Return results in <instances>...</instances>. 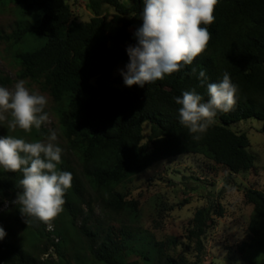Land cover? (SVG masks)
Segmentation results:
<instances>
[{
  "label": "trees",
  "instance_id": "obj_1",
  "mask_svg": "<svg viewBox=\"0 0 264 264\" xmlns=\"http://www.w3.org/2000/svg\"><path fill=\"white\" fill-rule=\"evenodd\" d=\"M88 1L95 16L84 22L66 0H0L3 8L15 4L19 16L16 29L2 36L20 65L17 79L33 81L50 94L67 150L79 166L65 156L57 165L72 173L73 180L65 190L60 218L53 220L61 223L53 224L54 231L36 225L38 220L26 223L20 204L0 212V228L6 233L0 239V264H142L131 260L134 254L143 264H200L206 234L215 224L209 209L197 210L188 230L196 253L192 262L186 256H172L164 242L147 238L135 226L140 222L138 202L119 187L155 164L183 155L205 157L225 168L228 179L256 167V157L248 152V135L233 126L257 119L263 122L264 133V0H219L214 22L202 25L211 40L191 65L143 87L128 88H120L124 78L114 74L130 62L127 48L137 44L134 33L143 24L144 0ZM105 6L115 13L104 14ZM38 40L42 43L33 46ZM201 70L207 76L203 84L198 78ZM225 72L238 86L236 104L228 112L218 110L215 123L204 133H190L180 122L181 106L174 97L195 90L207 102V85L219 83ZM1 81L13 83L0 72ZM34 133L37 138L42 135L41 130ZM194 135L201 139L194 140ZM24 136L18 133L13 138ZM22 178V172L0 166V208L22 191ZM91 193L105 213L122 218L120 227L95 222ZM245 199L253 212L248 240L239 252L246 264H264V191L247 189ZM62 215L76 228L80 247L73 262L68 252L73 232L64 227ZM52 249L56 257L45 258Z\"/></svg>",
  "mask_w": 264,
  "mask_h": 264
},
{
  "label": "rangeland",
  "instance_id": "obj_2",
  "mask_svg": "<svg viewBox=\"0 0 264 264\" xmlns=\"http://www.w3.org/2000/svg\"><path fill=\"white\" fill-rule=\"evenodd\" d=\"M66 2L71 5L75 16L80 21L88 22L95 16L89 8L88 0H66ZM103 13L112 15L115 10L105 6ZM18 20L15 4L0 7V72L2 76L9 77L13 81L12 84L1 81L0 86L10 91L14 90L15 84L19 81L17 76L21 68L15 59L13 48L2 39V36L12 33L18 25ZM41 43L38 40L33 43V46H39ZM122 71L126 72V66H119L114 75L119 76ZM25 82V86L31 93L46 97L47 104L44 112L49 118L40 129L33 127L30 132H25L19 127L9 128L8 121L11 120V113L5 112L3 115L6 119L0 121V138L15 137L19 133L25 135L26 142H48V137L54 130L57 140L53 143L61 147V157H68L75 167H79L76 157L67 150V142L52 97L43 91L39 84L30 80ZM118 86L132 87L127 86L124 81ZM149 127V124L145 125L146 136L149 134ZM233 128L246 133L250 139L251 147L248 152L256 157V167L252 171L228 179V171L225 168L216 166L205 157L183 155L157 163L119 187L121 192L128 194V199L138 202L140 222L135 226L142 229L147 238L164 242L167 252L176 258L186 256L190 261H195L194 246L187 239L188 230L192 227L196 211L207 208L211 211L215 224L206 234V252L200 264H246L239 252V247L248 240V225L253 206L246 202L245 191L247 189L264 191L263 122L250 119L235 124ZM39 130L42 131V135L37 138L34 132ZM90 198L96 207L93 217L95 222L102 223L103 226L120 227L119 220L122 218L105 213L92 193ZM16 199L17 197L12 201L9 199L3 201L0 212L11 210L14 205H18L19 203L15 202ZM58 216L60 218V214ZM30 220L36 219L30 218ZM61 220L65 224L64 227L73 232L68 247L73 262L75 253L80 247L74 235L76 228L69 226V218L66 215L61 217ZM126 223L131 224L129 220H126ZM40 224L48 226L44 222H36V225ZM50 224L58 227L61 223L51 221ZM131 260H139L143 264L142 258L137 254L131 256Z\"/></svg>",
  "mask_w": 264,
  "mask_h": 264
},
{
  "label": "clouds",
  "instance_id": "obj_3",
  "mask_svg": "<svg viewBox=\"0 0 264 264\" xmlns=\"http://www.w3.org/2000/svg\"><path fill=\"white\" fill-rule=\"evenodd\" d=\"M219 0H144L141 13L142 26L134 33L137 44L129 46L127 53L130 62L127 71L121 75L127 86L143 87L149 82L162 79L165 74L181 70L191 65L201 55L211 40L207 27L214 20V10ZM196 68L192 69V74ZM201 84L207 80L206 72L201 70ZM19 80L14 90L0 86V121L5 112L11 113L8 127H19L30 132L33 127L40 129L48 120L44 112L47 99L34 94ZM238 86L233 84L229 73L225 72L219 83H209L207 92L210 99L195 90L185 91L182 97H174L180 105V122L188 127L190 133H204L215 123L217 111L228 112L236 104ZM200 140V135H194ZM57 140L56 131H51L48 142H25L24 139L6 136L0 138V166L11 172H22L21 192L17 193L21 205L20 212L30 218L50 224L62 211L65 203V190L72 186V173L58 170L61 163V147L53 143ZM6 235L0 228V239Z\"/></svg>",
  "mask_w": 264,
  "mask_h": 264
},
{
  "label": "built area",
  "instance_id": "obj_4",
  "mask_svg": "<svg viewBox=\"0 0 264 264\" xmlns=\"http://www.w3.org/2000/svg\"><path fill=\"white\" fill-rule=\"evenodd\" d=\"M54 229H55V228H54V225H53V224H48V226H47V230H48V231L52 232V231H54ZM56 241L58 242L59 239H56ZM50 254H53L54 257H56V255L54 254V251H53V249H52V250H50V253H49V254L45 255V258H48V257L50 256Z\"/></svg>",
  "mask_w": 264,
  "mask_h": 264
}]
</instances>
